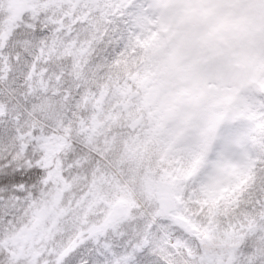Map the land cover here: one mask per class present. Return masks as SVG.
Masks as SVG:
<instances>
[{
    "label": "snow or ice",
    "instance_id": "6c2138e0",
    "mask_svg": "<svg viewBox=\"0 0 264 264\" xmlns=\"http://www.w3.org/2000/svg\"><path fill=\"white\" fill-rule=\"evenodd\" d=\"M0 264H264V0H0Z\"/></svg>",
    "mask_w": 264,
    "mask_h": 264
}]
</instances>
